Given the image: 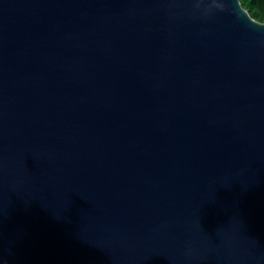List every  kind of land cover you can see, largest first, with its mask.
I'll use <instances>...</instances> for the list:
<instances>
[{"label":"water","instance_id":"water-1","mask_svg":"<svg viewBox=\"0 0 264 264\" xmlns=\"http://www.w3.org/2000/svg\"><path fill=\"white\" fill-rule=\"evenodd\" d=\"M197 2L0 0V264H264V22Z\"/></svg>","mask_w":264,"mask_h":264},{"label":"trees","instance_id":"trees-1","mask_svg":"<svg viewBox=\"0 0 264 264\" xmlns=\"http://www.w3.org/2000/svg\"><path fill=\"white\" fill-rule=\"evenodd\" d=\"M241 2L253 18L264 22V0H241Z\"/></svg>","mask_w":264,"mask_h":264},{"label":"clouds","instance_id":"clouds-1","mask_svg":"<svg viewBox=\"0 0 264 264\" xmlns=\"http://www.w3.org/2000/svg\"><path fill=\"white\" fill-rule=\"evenodd\" d=\"M202 2H203V0H198L195 7L197 9H199L201 7ZM236 4L238 5V10L234 9V11H237V13H243V9L240 6L239 0H236ZM212 9H216V10H219L221 12L227 10L226 5L222 2H220V0H210L209 7H208L207 11L210 12V11H212Z\"/></svg>","mask_w":264,"mask_h":264}]
</instances>
